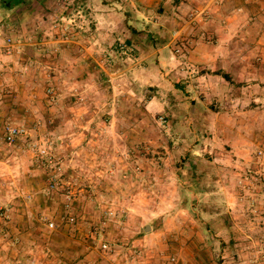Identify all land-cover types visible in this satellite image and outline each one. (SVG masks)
<instances>
[{
	"label": "rangeland",
	"instance_id": "1",
	"mask_svg": "<svg viewBox=\"0 0 264 264\" xmlns=\"http://www.w3.org/2000/svg\"><path fill=\"white\" fill-rule=\"evenodd\" d=\"M143 1L118 0L117 7L112 8L125 11L128 19L135 22L139 4L147 7ZM151 1L152 7L147 9L150 21L167 25L168 33L175 31L173 38L178 39L181 26L174 21V12L179 11V5L169 9L170 4L175 6L174 0ZM96 3L97 0H0V167L6 169L0 168V187H40L41 196L53 199L47 201V214L40 210V222L31 224L32 230L39 228L38 234L50 236L48 244L40 248L45 259L49 264H264V160L258 159V170L253 165L240 170L209 159L215 154L203 151V138L208 136L202 128L205 113H197L202 124L199 127L176 131L174 121L180 110H165L152 103L153 88H141L138 95L130 96L125 92L129 89L126 80L115 83L101 74L99 78L79 81L60 74L58 61L69 49H50L46 42L74 41L77 25L89 23L90 17L87 20L82 16L85 9L98 6ZM184 6L179 13L193 24L207 20L209 25L224 23L219 12L211 11L215 7L229 12L239 9L246 25L256 21L264 25V0H194ZM254 11L258 14H252ZM169 12V19L155 17ZM245 31L242 41L247 54L251 51L246 47L249 40H264V35ZM199 35L208 42L218 38L204 30ZM9 39L16 45L11 55L5 48ZM124 45L127 43H117V52L133 60L136 50L129 45L124 49ZM254 61L263 73V47ZM109 62L101 66L115 69L122 65ZM109 91L116 93L112 102L108 100L112 94ZM114 102L113 113L107 114L109 104ZM91 106L103 109L93 113L96 122L120 111L121 127L114 133L79 128L82 122L96 123L81 110ZM14 107L23 110L12 112ZM184 115L180 122L188 125L193 121L185 110ZM7 125L24 126L29 136L9 145L4 136ZM80 134L85 136L82 141L86 139L90 144L77 142ZM98 137L102 143H98ZM183 140L192 143L187 145ZM95 148L106 157L101 172L104 176L92 172L101 168L99 164L94 168L91 159L97 153ZM49 153L61 161L63 170L57 176L43 164L39 167ZM2 155L14 156V160L3 161ZM82 157L87 160L83 164H71V159L78 161ZM108 162L111 171H106ZM53 184L59 189L49 193ZM17 197L29 201L31 193ZM42 200L41 197L39 202ZM187 200L192 208L184 206ZM3 211L0 210L2 219L11 215L10 210ZM71 217L75 222L69 220ZM49 219L55 224L53 229L47 226ZM147 226L151 229L145 231ZM235 232L255 237L244 235L238 241L234 239ZM238 242L247 251L241 260L235 253ZM103 244L108 248L103 249Z\"/></svg>",
	"mask_w": 264,
	"mask_h": 264
},
{
	"label": "crops",
	"instance_id": "2",
	"mask_svg": "<svg viewBox=\"0 0 264 264\" xmlns=\"http://www.w3.org/2000/svg\"><path fill=\"white\" fill-rule=\"evenodd\" d=\"M97 1L98 6L94 5L95 9L90 6V9H85L82 16H85L87 20L90 17L89 23L77 25L74 41L52 39L46 42L50 49L63 46L69 49L64 50V58L58 61L57 66L62 68L60 74L79 81L99 78L101 74L111 78L115 83H123L126 80L125 83L129 89L125 92L130 96L137 94L141 88H153L155 96L150 99L152 103L161 105L165 110L171 107L180 110L174 121L176 131L182 132L183 128L195 129L202 125L197 113L203 111L205 114L202 115V128L208 134L207 138H203V151L215 154L209 159L212 158L219 163L222 162V164L225 163L240 170H246L252 165L255 169H260L261 161H258L257 153L261 150L264 152V70L263 73L259 71L254 58L258 55L259 49L264 48V40L256 38L252 41L250 39V44L246 47L251 48V51L244 54L242 36L246 30L245 33H256V36L260 37L261 33L264 35V29H259V27L264 28V25L259 24V21L246 25L239 9L229 12L215 7L211 11L216 14L219 12L218 15L224 23L209 25L206 23L207 20L201 24H193L189 20L186 21L179 11H184V5L194 0H174L175 6L170 4L168 8L175 9L179 5L177 7L179 11L174 12V21L181 26L178 32L180 37L174 39L175 31L169 30L168 33L167 25L150 21L147 9L148 6L152 7L151 0L143 1L147 2L145 8L139 4V8L136 9L138 17H135V22L128 19L125 11L123 13L121 10L112 8L116 6L118 0H113V4H110V0ZM121 5L119 8L122 9ZM258 11L260 13L259 9ZM258 13L254 11L252 14L257 15ZM169 15L170 12L155 17L166 20V18L169 19ZM181 19L184 22H180ZM203 30L208 31L212 37H218L217 40L208 42L198 38L201 37L199 33ZM119 42H126L130 47H134L136 57L133 60L126 59L119 51L117 52ZM109 61H116L122 65L115 69L108 68L110 69L108 71L101 66V63H110ZM225 74L230 78H225ZM109 92L112 94H109L108 100L112 102L116 93L115 91ZM29 96H31V91L27 92V97ZM88 96L94 98L93 94L89 93ZM114 107L115 102L109 104L107 114H112ZM14 109L12 112L23 110L18 107ZM81 110L90 114V120H95L94 114L97 110L103 109L91 106L90 108L82 107ZM184 110L190 114V117H193V121L189 119L188 125L180 122L184 120ZM119 112L116 116L108 117L107 115L101 121L96 122L95 120L96 123L92 125H89L92 121L82 122L78 127L85 130L93 128L99 133L112 131L114 133L123 122ZM87 123L88 127H86ZM202 128L199 129L202 130ZM194 132L196 133L195 130ZM78 133H84V131ZM82 138L85 136L80 134L77 142L82 141ZM98 138V143H102V139ZM182 138L179 136V139ZM103 139H107L108 142L113 141L112 137ZM86 142L87 140L83 139L80 144L84 145ZM183 142L187 145L192 143L191 140H183ZM94 150L97 152L94 157H91L95 164L94 168L97 164L101 168L100 170L93 169L92 172L99 176L104 172L102 164L106 157L101 155L97 148ZM1 158L3 161L14 160V156L5 155L4 157L2 155ZM85 161L87 160H84V157L78 161L70 160L71 164L75 165L77 162L83 164ZM107 164L109 167L106 171H111L110 163ZM0 168L6 170L5 167ZM226 171L232 172L228 169ZM39 188L0 187V210H4L3 212L10 210L11 214L6 216L8 220L0 217V264H49V261L45 259L44 251L40 248L43 244H48L50 236H46L43 232L38 234L39 228L35 231L31 227V224L35 226L40 222L39 212L43 210L45 213L48 206L47 201H53L52 198L47 199L46 196H41L42 189ZM28 192L31 193V200L15 199L18 198L17 196H25ZM261 195L263 196L262 193ZM41 197L43 200L39 202ZM235 233L234 239L238 241L244 239V235L249 238L255 237L253 234L248 236L244 232ZM241 245L238 242L235 250L239 260L246 251ZM250 254L254 255V252L251 251Z\"/></svg>",
	"mask_w": 264,
	"mask_h": 264
},
{
	"label": "built area",
	"instance_id": "3",
	"mask_svg": "<svg viewBox=\"0 0 264 264\" xmlns=\"http://www.w3.org/2000/svg\"><path fill=\"white\" fill-rule=\"evenodd\" d=\"M177 34L178 33H175L174 35L176 36ZM5 48H6L7 54L11 55L14 52L16 45L14 44V41L12 39H9L7 41V44L5 45ZM122 48L127 49L128 46L124 45V46H122ZM28 136H29V131L24 126H8L6 128V131H5V141L9 145L15 144L19 139H23V138L28 137ZM257 158L259 160L264 159V152L262 150L257 153ZM42 164H43L44 168H49V169L53 170V173L55 176H57V174H60L63 170L60 159L57 158L52 153H49L46 156L44 161H41V163L39 164V167ZM57 189H59V187H56V184H53L52 187H49L48 191H49V193H52V192H55ZM67 200H68V206H70V204L72 202V197L69 195L67 197ZM109 214L114 215V212L110 211ZM69 220L71 222H75L74 217H71ZM48 227L53 229L55 227L54 222H50L48 224ZM102 248L107 249L108 245L103 244Z\"/></svg>",
	"mask_w": 264,
	"mask_h": 264
},
{
	"label": "trees",
	"instance_id": "4",
	"mask_svg": "<svg viewBox=\"0 0 264 264\" xmlns=\"http://www.w3.org/2000/svg\"><path fill=\"white\" fill-rule=\"evenodd\" d=\"M15 1H19L21 3L22 0H15ZM225 78H230L228 75H224ZM184 206L187 207V208H192V206H189V201L187 200L185 203H184ZM199 208V207H197ZM202 208V207H201Z\"/></svg>",
	"mask_w": 264,
	"mask_h": 264
},
{
	"label": "water",
	"instance_id": "5",
	"mask_svg": "<svg viewBox=\"0 0 264 264\" xmlns=\"http://www.w3.org/2000/svg\"><path fill=\"white\" fill-rule=\"evenodd\" d=\"M148 229H151V226H147L145 231H147Z\"/></svg>",
	"mask_w": 264,
	"mask_h": 264
}]
</instances>
